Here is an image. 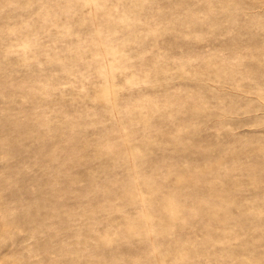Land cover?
Returning a JSON list of instances; mask_svg holds the SVG:
<instances>
[{
	"label": "rangeland",
	"instance_id": "1",
	"mask_svg": "<svg viewBox=\"0 0 264 264\" xmlns=\"http://www.w3.org/2000/svg\"><path fill=\"white\" fill-rule=\"evenodd\" d=\"M0 264H264V0H0Z\"/></svg>",
	"mask_w": 264,
	"mask_h": 264
}]
</instances>
